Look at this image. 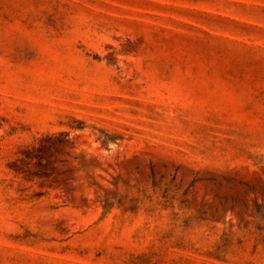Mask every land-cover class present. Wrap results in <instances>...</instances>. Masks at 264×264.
<instances>
[{
  "label": "rangeland",
  "instance_id": "374dc122",
  "mask_svg": "<svg viewBox=\"0 0 264 264\" xmlns=\"http://www.w3.org/2000/svg\"><path fill=\"white\" fill-rule=\"evenodd\" d=\"M0 264H264V0H0Z\"/></svg>",
  "mask_w": 264,
  "mask_h": 264
}]
</instances>
